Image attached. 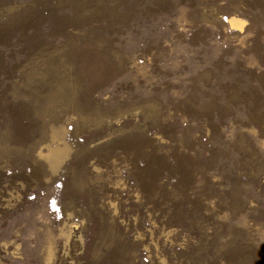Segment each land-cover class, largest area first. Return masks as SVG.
Segmentation results:
<instances>
[{
    "label": "rangeland",
    "instance_id": "obj_1",
    "mask_svg": "<svg viewBox=\"0 0 264 264\" xmlns=\"http://www.w3.org/2000/svg\"><path fill=\"white\" fill-rule=\"evenodd\" d=\"M0 264H264V0H0Z\"/></svg>",
    "mask_w": 264,
    "mask_h": 264
},
{
    "label": "bare ground",
    "instance_id": "obj_2",
    "mask_svg": "<svg viewBox=\"0 0 264 264\" xmlns=\"http://www.w3.org/2000/svg\"><path fill=\"white\" fill-rule=\"evenodd\" d=\"M227 24L229 25L231 30L241 29L243 26V21L236 17H230L227 19Z\"/></svg>",
    "mask_w": 264,
    "mask_h": 264
},
{
    "label": "snow or ice",
    "instance_id": "obj_3",
    "mask_svg": "<svg viewBox=\"0 0 264 264\" xmlns=\"http://www.w3.org/2000/svg\"><path fill=\"white\" fill-rule=\"evenodd\" d=\"M54 205H55V202H53V210L58 211V209H56Z\"/></svg>",
    "mask_w": 264,
    "mask_h": 264
}]
</instances>
